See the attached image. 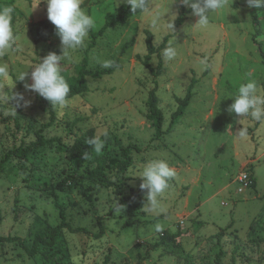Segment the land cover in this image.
Returning a JSON list of instances; mask_svg holds the SVG:
<instances>
[{
  "label": "rangeland",
  "instance_id": "obj_1",
  "mask_svg": "<svg viewBox=\"0 0 264 264\" xmlns=\"http://www.w3.org/2000/svg\"><path fill=\"white\" fill-rule=\"evenodd\" d=\"M5 2H14L22 15H17L13 25L19 49L0 57L9 72L0 82V117L14 113L11 102L3 99L18 89L17 81L8 86L14 82L10 73L16 77L27 70L25 81L31 83L30 73L39 60L52 52L63 54L47 16L46 0H40L33 10L37 0ZM171 2L150 0L153 11L161 13ZM122 5L128 4L124 0H84L83 7L94 17L93 31L97 32L107 20L116 18ZM232 6L228 15L211 16L204 29L194 26L199 17L178 2L172 3L156 26L139 12L111 25L95 40L90 34L85 47L71 53V60L62 61V70H68L71 77L78 75L84 60L91 70L103 68L98 61L119 62L112 73L88 75V90L70 97L68 107H54L58 123L50 132L70 137L64 130L69 124L75 123L76 131L94 127L96 137L105 140L102 152L109 156L107 175L113 183L107 186L94 181L96 193L90 201L82 192L89 182L84 177L82 184L47 192L41 186L46 189L44 183L49 180L38 177L48 166L65 169L62 175L71 180L74 172L81 177L94 166L92 158L66 157L59 166V153L52 148L40 156L42 162L29 159L24 168L18 159H10L0 172V237L6 238L0 241V264H102L107 254L115 264H215L220 249L225 251L223 264H264V122L229 114L227 108L234 98L225 97L248 79L257 80L264 91V9H256L257 26L253 7L246 0H233ZM179 18L183 19L180 23ZM169 22L173 32L167 28ZM147 30L156 48L163 46L149 59L154 70L162 61L160 74L144 63ZM169 45L178 49V56L166 62L162 51ZM202 59L207 67L201 65ZM25 81H21L22 93L31 103L24 107L16 137L5 135L0 121V160L6 147L19 145L31 121H47L50 116L45 109L47 100L26 90ZM191 85L193 96L183 116L169 132L153 139L157 128L148 118L150 93L154 90L159 99L165 114L163 129L167 130L178 98H184ZM243 129L246 135L241 137L238 133ZM115 137L123 146L136 143L140 148L131 149L133 165L125 173H119L113 158L118 151ZM156 158L166 159L177 173L160 198L166 211L159 216L145 211L147 189H140V177L130 176L138 175ZM243 170L251 174L254 185L244 188L238 181ZM56 200L66 210L68 222L86 231L64 229L56 243L39 244L34 253L35 237L48 235L61 221ZM156 223L163 231H154ZM164 231L179 237L155 248ZM219 232H223L221 242Z\"/></svg>",
  "mask_w": 264,
  "mask_h": 264
},
{
  "label": "clouds",
  "instance_id": "obj_2",
  "mask_svg": "<svg viewBox=\"0 0 264 264\" xmlns=\"http://www.w3.org/2000/svg\"><path fill=\"white\" fill-rule=\"evenodd\" d=\"M40 0L32 8L37 6ZM131 7L133 14L137 12L144 13L150 17L152 26L159 24L162 15L167 13L174 2L186 6L192 10L193 15L199 17L194 25L201 29L207 28L210 23V17L220 15L221 13L230 14L233 8V0H172L167 9L161 13L153 11L150 0H124ZM47 16L49 21L55 26L56 34L59 36L63 54L57 55L49 53L43 60H39L34 65L30 73L31 83L25 81L28 75L27 70L17 74L16 81H25V89L35 92L44 98L49 104L58 109H64L69 105L70 85L62 74V61L71 60V53L86 46L90 32L95 28L94 17L83 7L84 0H46ZM247 6L256 9H264V0H246ZM116 4V2H115ZM15 9L12 6L0 7V57L6 56L10 51L19 49V37L15 34L13 28V13ZM175 19V15L173 16ZM167 28L173 32V24L168 23ZM162 56L166 62L173 61L178 56V49L174 46H167L162 51ZM103 68L113 67L111 60L98 61ZM201 65L207 67L205 60L200 61ZM30 67V66H29ZM29 69V68H28ZM9 76L8 68L0 64V82L5 81ZM3 91V89H0ZM225 97H233V102L228 106L229 114H235L238 117L250 118L252 121L264 122V91L255 79H248L241 82L235 92H228ZM3 99L9 104L10 100H15V109L18 107H27L31 103L25 100L23 94H10ZM239 136L246 135V129L239 131ZM104 137H107L105 132ZM88 144L94 148L97 154H100L105 147V140L101 137H94L88 141ZM176 170L170 166L168 161L163 158L149 160L138 175L142 182L139 187L141 190L147 189L145 211L157 216L163 214L166 209L161 204V196L170 188V181L176 177ZM154 231H163V226L156 223Z\"/></svg>",
  "mask_w": 264,
  "mask_h": 264
},
{
  "label": "trees",
  "instance_id": "obj_3",
  "mask_svg": "<svg viewBox=\"0 0 264 264\" xmlns=\"http://www.w3.org/2000/svg\"><path fill=\"white\" fill-rule=\"evenodd\" d=\"M4 6H12L14 7L15 11L13 13V25L16 22L17 15H22L20 12V9L14 5V2L4 4L2 3V0H0V7ZM256 8L253 7L252 14L254 18V23L258 26L259 20L256 13ZM21 13V14H20ZM139 13V12H137ZM135 13V14H137ZM131 12L130 5H122L118 9V13L115 19L113 20H107L105 25L97 32H94L93 30L90 32L91 36L94 38V40L103 35L105 31L111 26V25H117L119 23L125 22L128 20L131 16L135 15ZM183 19L179 18L177 22H182ZM257 32V30H256ZM153 34L147 30V37H146V43L148 48V54L146 55V59L144 63L149 66L150 69H152L153 73L160 74L163 71L162 61L160 62L157 70H154L152 66L149 63V59L152 54L159 51V49H162V47L156 48L153 41ZM255 39V36H254ZM256 40V39H255ZM133 41L128 42L125 45V49L128 48L129 45H132ZM263 46H260L262 48ZM85 63L81 64L78 67V75L77 76H69L68 70H62V74L67 79V82L70 85V93L69 98L76 95L79 92H83L88 90V84L86 77L88 75H92L95 77H100L104 74L112 73L114 69L119 65V62L116 61L113 64V67L111 68H101L97 70H91L88 69L86 61ZM10 75L15 79V75L13 73H10ZM18 82V89L13 93V95H16L17 93L23 94V88L21 81ZM193 85H191L188 89V93L184 98H178V108L172 115V122L167 130L163 129L164 122H165V114L162 110V108L159 105V99L155 94V91L153 90L150 93L149 99H148V118L150 121H152L153 125L157 128V135L153 138H160L164 132H169L172 127L178 122V120L183 116L184 111L187 109L190 100L193 96ZM24 96V95H23ZM12 109L15 107V100H10ZM47 104V107L45 109H48L49 111V119L47 121H31L26 128V132L22 137L21 142L19 145L9 146L6 147L3 153V156L0 160V172L3 171L6 163L10 159H18V164L21 167H25V161L32 160L34 162H42V159L40 156L45 153L47 150H51L52 148H55V151L59 153V160L61 161L59 163V166H62V163L64 162L65 158L68 157L71 160H80V159H88L92 158V162L94 166L92 168L87 169L85 174L80 176H75V172L72 175V179L70 180V177L63 176L62 173L64 170H57L54 166L51 170L48 166L45 170V174L42 176H39L38 179L45 178V181L49 180L48 183H44L45 187L41 186V189L47 190H55V192L58 189L65 190L64 186L67 185L72 186L74 184H82L83 179L86 178L89 180L88 186L86 188H82L83 194L86 196V198L90 201L94 198V194L96 193L95 187L92 185L94 181H99L101 183L106 184L107 186H110L113 181L109 179V176L107 175V168L109 165V156L105 152H101L100 154H97L94 151V148L91 147L88 144V141L91 138L96 137V130L94 127H90L84 131L74 130L75 129V123L67 125V127L64 128L67 129L68 134L71 136H63L55 134L50 135V132L56 129L57 123H58V116L57 112L54 109L53 106L49 104V102H45ZM45 107V105L41 106ZM25 117V110L24 107H18L16 108V112L14 109V113L12 114H1L0 121L4 125V132L5 135H8L9 138H12L13 136H17V134L21 130V119ZM4 135V134H3ZM108 136V135H107ZM64 137L67 139V141L64 140ZM116 144H118V151L117 155H114L113 158L116 160V167L120 172L125 173L128 171V169L133 165V159L130 155V151L132 148L140 149L138 144H129L127 146H123L118 138H114L113 140ZM46 163V162H45ZM50 165V163H48ZM47 165V164H46ZM41 173V169L39 171ZM38 176V175H37ZM84 177V178H82ZM70 180V181H69ZM51 183V185H50ZM255 184V181H253V184ZM68 191V190H66ZM47 192H50L47 190ZM57 206L60 208L59 215L61 218V221L58 225L52 227L50 229V232L48 235H41L38 234L34 239V244L32 248V252H36L37 247L39 244H46V245H53L56 243L57 239L62 235V232L64 229H69L73 232H80V231H86L84 227L80 226H72L68 220H67V213L64 207L56 200ZM179 237V234L176 233H170L168 231H164L162 234V237L160 238L159 242L155 243V248H160L164 244L166 245V242L175 240ZM223 237V232H219L217 234V240L221 242ZM6 238L0 237V241L4 240ZM175 245H177V242H174ZM180 244L178 243V246ZM225 256V251L223 249H220V251L217 253L215 258V264H223V257ZM102 264H115L113 261V258L111 254H107L105 256V259L103 260ZM119 264H129L128 262H122ZM140 264V263H136Z\"/></svg>",
  "mask_w": 264,
  "mask_h": 264
},
{
  "label": "built area",
  "instance_id": "obj_4",
  "mask_svg": "<svg viewBox=\"0 0 264 264\" xmlns=\"http://www.w3.org/2000/svg\"><path fill=\"white\" fill-rule=\"evenodd\" d=\"M238 181L243 185L244 188L250 187L253 184L251 174L243 170L238 176Z\"/></svg>",
  "mask_w": 264,
  "mask_h": 264
}]
</instances>
